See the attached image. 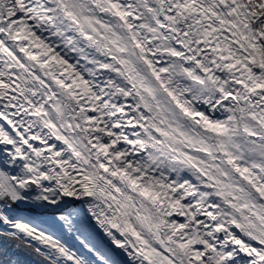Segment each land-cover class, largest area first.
I'll return each mask as SVG.
<instances>
[{"label":"snow or ice","instance_id":"6c2138e0","mask_svg":"<svg viewBox=\"0 0 264 264\" xmlns=\"http://www.w3.org/2000/svg\"><path fill=\"white\" fill-rule=\"evenodd\" d=\"M0 264H264V0H0Z\"/></svg>","mask_w":264,"mask_h":264}]
</instances>
